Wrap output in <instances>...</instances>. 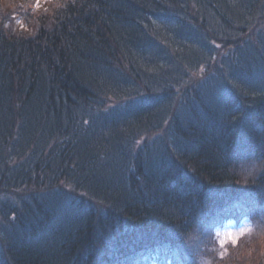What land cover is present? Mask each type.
Instances as JSON below:
<instances>
[{
	"label": "trees",
	"instance_id": "16d2710c",
	"mask_svg": "<svg viewBox=\"0 0 264 264\" xmlns=\"http://www.w3.org/2000/svg\"><path fill=\"white\" fill-rule=\"evenodd\" d=\"M33 11L0 26V264H264V0Z\"/></svg>",
	"mask_w": 264,
	"mask_h": 264
},
{
	"label": "clouds",
	"instance_id": "9594fccd",
	"mask_svg": "<svg viewBox=\"0 0 264 264\" xmlns=\"http://www.w3.org/2000/svg\"><path fill=\"white\" fill-rule=\"evenodd\" d=\"M38 2L39 0H0V26L15 36L29 33V24L36 15L33 9ZM56 7L62 8L66 5ZM205 264H213V261L206 260Z\"/></svg>",
	"mask_w": 264,
	"mask_h": 264
},
{
	"label": "rangeland",
	"instance_id": "374dc122",
	"mask_svg": "<svg viewBox=\"0 0 264 264\" xmlns=\"http://www.w3.org/2000/svg\"><path fill=\"white\" fill-rule=\"evenodd\" d=\"M257 227L258 226L254 223V221L249 217L246 218L245 215H242L239 220H229L215 231L213 240L216 245H209L207 251L215 254L216 256H224L227 254V247L230 244H238L243 237L250 235L253 231L259 230L256 229ZM262 230H264V226L262 227ZM197 243L200 246L199 241ZM201 245L205 246L204 240H202ZM206 245H208V242ZM214 246H217V248ZM256 246L258 247L256 249L258 251L264 249L262 237L261 241H258ZM203 250L205 251L206 249Z\"/></svg>",
	"mask_w": 264,
	"mask_h": 264
}]
</instances>
